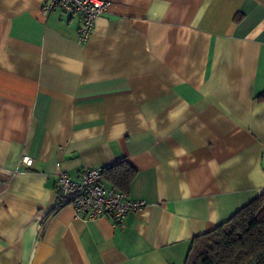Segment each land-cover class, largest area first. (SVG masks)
Wrapping results in <instances>:
<instances>
[{"label": "crops", "instance_id": "crops-1", "mask_svg": "<svg viewBox=\"0 0 264 264\" xmlns=\"http://www.w3.org/2000/svg\"><path fill=\"white\" fill-rule=\"evenodd\" d=\"M108 1L80 42L0 0V264H184L264 191V0ZM120 160L145 203L121 226L56 206L58 174Z\"/></svg>", "mask_w": 264, "mask_h": 264}, {"label": "built area", "instance_id": "built-area-1", "mask_svg": "<svg viewBox=\"0 0 264 264\" xmlns=\"http://www.w3.org/2000/svg\"><path fill=\"white\" fill-rule=\"evenodd\" d=\"M108 0H46L44 12L59 11L79 19L78 38L85 41L90 35L96 17L108 8ZM34 159L21 157V164L31 167ZM104 168H88L78 178L65 173L56 176V206H71L77 217L95 219L109 217L116 226H121L127 214L145 206L144 201L132 199L128 194L115 190L103 181Z\"/></svg>", "mask_w": 264, "mask_h": 264}, {"label": "trees", "instance_id": "trees-1", "mask_svg": "<svg viewBox=\"0 0 264 264\" xmlns=\"http://www.w3.org/2000/svg\"><path fill=\"white\" fill-rule=\"evenodd\" d=\"M264 98V94L260 95ZM137 170L124 160L104 168L103 181L128 194ZM264 264V191L212 230L195 236L184 264Z\"/></svg>", "mask_w": 264, "mask_h": 264}, {"label": "rangeland", "instance_id": "rangeland-1", "mask_svg": "<svg viewBox=\"0 0 264 264\" xmlns=\"http://www.w3.org/2000/svg\"><path fill=\"white\" fill-rule=\"evenodd\" d=\"M248 263L253 264V263H255V260H250Z\"/></svg>", "mask_w": 264, "mask_h": 264}]
</instances>
